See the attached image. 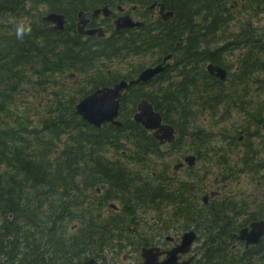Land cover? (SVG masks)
<instances>
[{"label":"trees","instance_id":"16d2710c","mask_svg":"<svg viewBox=\"0 0 264 264\" xmlns=\"http://www.w3.org/2000/svg\"><path fill=\"white\" fill-rule=\"evenodd\" d=\"M232 1L236 8L224 0H165L173 13L166 22L82 40L72 19L63 33L49 30L37 0H0V264L99 259L105 248L130 240L148 245L154 233L137 229L155 231L157 222L167 232L178 218L203 235L192 264H264V236L257 246L231 252L236 220L242 214L245 222L264 220V203L251 211L230 195L199 202L208 177L264 175L253 144L247 154L237 149L260 137L264 120V100L247 96L251 88L264 91V29L234 28L227 23L240 18L222 16L258 13L264 0ZM235 49L234 65L223 61ZM167 54L172 64L164 73L122 93L120 126L96 129L75 114L82 97L136 77L147 57H155L152 65ZM208 62L228 70L226 81L206 73ZM69 75L78 79L73 88ZM141 98L176 128L168 148L191 151L201 173L174 183L169 164L156 168L162 149L132 121ZM111 201L118 211H107Z\"/></svg>","mask_w":264,"mask_h":264},{"label":"water","instance_id":"95a60500","mask_svg":"<svg viewBox=\"0 0 264 264\" xmlns=\"http://www.w3.org/2000/svg\"><path fill=\"white\" fill-rule=\"evenodd\" d=\"M172 16V13H168L165 19ZM47 21L57 24V29H62V17L55 14H49L45 18ZM116 30H122L124 28H130L133 26H139L140 23H134L126 18H121L115 22ZM92 35L94 31H80ZM170 55L163 58L161 64L155 67H149L142 70L136 79L125 81L121 80L114 83L110 87H103L97 89L93 93L84 97L75 106V114L79 116L85 123L94 127H100L102 124L110 123L111 125L119 126L120 123L116 120L119 110V100L121 97V91L127 90L131 86L138 85L140 83L149 82L154 76L162 73L167 65H164L166 60L170 59ZM209 72L215 73V76L223 80L226 76V72L218 67L209 65ZM133 122L142 126L145 130L152 131V136L160 143L170 142L174 139V129L168 124H162V118L160 113L153 109V106L149 104L145 99L139 101L136 107V112L132 118ZM185 162L188 165H192L194 157H186ZM182 164H178L174 167L176 170ZM264 234V222H255L251 224V229H242L236 238L240 241H245L246 247L250 244H258ZM193 231L186 232L181 242L172 249L165 252L166 258L159 262L158 256L160 255L158 248H148L142 250V264H189V260L182 263H178V255L184 254L190 251L191 244L195 239ZM81 264H95L93 258L84 261Z\"/></svg>","mask_w":264,"mask_h":264},{"label":"flooded vegetation","instance_id":"af4514ba","mask_svg":"<svg viewBox=\"0 0 264 264\" xmlns=\"http://www.w3.org/2000/svg\"><path fill=\"white\" fill-rule=\"evenodd\" d=\"M39 2V13L42 14L41 19L44 15L49 13H54L57 15H61L64 20L63 29L56 30L52 29L53 25L51 23H46L45 25L49 30L54 33H63L64 30L70 25L69 20H73L72 27L78 34V27L77 21L81 19L86 22L85 28L87 30H96L92 36H79L83 38H100L98 37L99 33H102L101 38L107 37L110 35L114 28V21L120 17H129L133 21H140V22H155V21H165L163 19L164 12L161 10V7H164L165 12L169 11L166 6L165 0H37ZM228 1V0H226ZM247 15V16H245ZM224 17H240V18H254L257 17L260 19L264 17V13L262 14H255V13H224L222 14ZM249 24V22H244ZM238 24V23H234ZM99 30V31H98ZM125 31V30H124ZM68 36V35H67ZM227 58L223 56V61H226ZM231 62V61H230ZM258 100H264V93L258 94ZM264 121L260 122L259 130L261 131L260 139L251 140L250 138L246 141L245 146L246 149L244 153H248V145L249 143L257 144L260 146L258 150V157L260 159L264 158V150L262 148L263 136H264ZM249 137V136H248ZM185 170V168H182ZM244 176L247 177L245 174ZM214 184L216 186L220 184L219 180H215ZM224 185V183L222 184ZM217 190H220L219 187H216ZM218 196L211 197L210 199L217 200ZM209 199V200H210ZM218 199H223L219 197ZM218 201V200H217Z\"/></svg>","mask_w":264,"mask_h":264},{"label":"rangeland","instance_id":"374dc122","mask_svg":"<svg viewBox=\"0 0 264 264\" xmlns=\"http://www.w3.org/2000/svg\"><path fill=\"white\" fill-rule=\"evenodd\" d=\"M261 13L263 14L264 10ZM245 16H247V15H245ZM250 25L252 27L257 28V29L258 28L264 29V17H261L260 19H256V17H254L252 19V21L250 22ZM221 43L223 44L224 41H221ZM238 53H239V49H235L234 54L230 58L231 62L235 61V58L238 55ZM144 64L149 65V59H147V61H145ZM66 82H68V84L73 88L76 85V83L78 82V80H76V82L74 83L73 77L72 78L66 77ZM252 91H253L252 88L250 90H248L247 96H253L254 93H264V91H262V90L258 91L257 88H255V91L253 93H252ZM258 102L259 101H257V100L255 101L256 104H258ZM233 116H235V115L233 114ZM230 121L231 120H229V122H227V124L230 123ZM221 125H222V122H220V124L217 126L216 129H221L222 128ZM168 152H169V150H163L162 158L157 160V164L155 165L156 168H160L162 166L161 163H163L164 165H167V164L172 165L173 162H176L180 158H182V156H183L182 154L184 153V152L177 153L175 151H171L170 153H168ZM187 153H192V152L190 151ZM184 155H186V153ZM178 228L179 227L177 225H174V227L169 231L168 234L174 236L175 238H176V236L178 237L180 234H182L184 232L182 230H179ZM169 235H165V236H169ZM200 236H201V234L199 235V238H200ZM157 241H160V240H157ZM200 245H201V241L196 240L194 245H193L192 254L196 255V252L198 251L197 248H199ZM123 257L124 258L126 257L125 261L123 260ZM137 257H138L137 252L135 253L134 250H131V249L106 250V251H104L103 256L101 258L102 260L100 262H98V264H135L137 262Z\"/></svg>","mask_w":264,"mask_h":264},{"label":"bare ground","instance_id":"6f19581e","mask_svg":"<svg viewBox=\"0 0 264 264\" xmlns=\"http://www.w3.org/2000/svg\"><path fill=\"white\" fill-rule=\"evenodd\" d=\"M37 27H38V26H37ZM35 30H36V29H35ZM37 32H38V31H37ZM63 40H64V39H63ZM63 40H62V41H63ZM73 40H75V39L73 38ZM73 40H72V41H73ZM75 42H76V41H75ZM75 42H74V43H75ZM77 42H78V41H77ZM69 43H70V42H69ZM78 44H79V43H78ZM79 46H80V45H79ZM80 47H81V46H80ZM77 48H78V47H77ZM77 48H76V49H77ZM83 48H84V47H83ZM83 48H82V49H83ZM83 50H84V49H83ZM76 51H77V50H76ZM73 54H74V53H73ZM50 76H51V75H50Z\"/></svg>","mask_w":264,"mask_h":264},{"label":"clouds","instance_id":"9594fccd","mask_svg":"<svg viewBox=\"0 0 264 264\" xmlns=\"http://www.w3.org/2000/svg\"><path fill=\"white\" fill-rule=\"evenodd\" d=\"M21 35L20 30H17V36L19 37Z\"/></svg>","mask_w":264,"mask_h":264}]
</instances>
